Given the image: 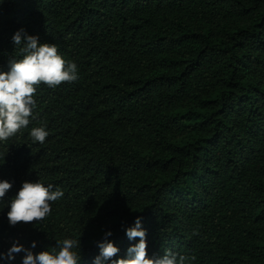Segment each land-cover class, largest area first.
<instances>
[{"label": "trees", "instance_id": "trees-1", "mask_svg": "<svg viewBox=\"0 0 264 264\" xmlns=\"http://www.w3.org/2000/svg\"><path fill=\"white\" fill-rule=\"evenodd\" d=\"M20 28L79 79L38 87L43 145L24 130L0 146L8 195L36 179L65 192L33 226L0 213V252L71 236L91 264L111 229L123 256L142 216L149 254L264 264V0H4V70Z\"/></svg>", "mask_w": 264, "mask_h": 264}, {"label": "clouds", "instance_id": "clouds-1", "mask_svg": "<svg viewBox=\"0 0 264 264\" xmlns=\"http://www.w3.org/2000/svg\"><path fill=\"white\" fill-rule=\"evenodd\" d=\"M4 0H0V5ZM11 42L19 50L21 58H9L6 68H0V146L5 145L18 134L28 130L33 145H43L50 131L46 124L29 125L38 119V87L43 84L56 88L65 82L79 79V69L75 62L66 61L52 43L41 42L38 34H29L26 29H17L11 36ZM5 155L0 153V163H5ZM14 187V181L0 178V213L5 214L9 227L21 222L25 225L42 223L50 217L53 205L65 197V192L53 183L40 179L24 180L14 195H8ZM5 209L7 210L5 212ZM129 241L123 256L115 241L111 229H102L103 239L95 241L98 253L91 264H189L195 256L178 255L165 250L163 255L148 251V230L143 226V217L136 216L131 226L124 227ZM40 231V230H39ZM193 235H198L194 231ZM48 238V237H47ZM54 245H45L44 250L34 252L37 241L25 247L14 241L6 252H0V264H13L17 254L23 253L20 264H81V239L66 236L54 241Z\"/></svg>", "mask_w": 264, "mask_h": 264}]
</instances>
